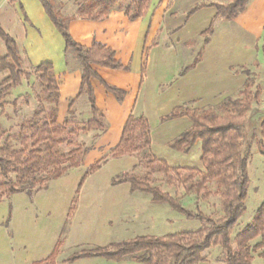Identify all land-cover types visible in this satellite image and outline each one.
I'll use <instances>...</instances> for the list:
<instances>
[{
  "label": "rangeland",
  "instance_id": "obj_1",
  "mask_svg": "<svg viewBox=\"0 0 264 264\" xmlns=\"http://www.w3.org/2000/svg\"><path fill=\"white\" fill-rule=\"evenodd\" d=\"M54 1L63 15L71 16L76 13L74 0ZM230 1L232 0H166L164 26L159 28L156 37L148 43L157 44L150 55L151 65L146 84L148 91L156 88L154 81L162 74L165 66H171V70L168 68L169 74L172 69L188 67L196 56L204 37L200 36V32L209 27L215 8L203 7L188 16L190 9L200 3ZM128 3L129 0H120L116 8L123 9ZM160 4L161 2L157 5L154 3L153 9H158ZM149 9L152 10L151 5ZM212 27L214 32L205 58L196 68L181 71L186 75L185 79H178V90L175 88L171 96L169 93L165 98L159 96L158 101L150 102L146 112L153 122L157 121L156 125L153 123L155 139L164 140L168 133L187 126L185 121H179L175 127L159 124L158 116L163 113L167 104L181 103L183 97L190 94V99L192 96L200 98L191 102L190 107L214 106L226 96H238L246 79L242 71L245 68L250 71L253 80L251 90H256L257 96L251 103V110L245 115V136L242 143L244 147L247 144L250 146V158L247 163L246 212L239 221L237 232L251 221L264 199V156L257 148L261 139L260 125L264 119V114L260 113L264 109V26L260 36L254 40L246 29L233 21L216 19ZM174 31L175 34L170 36ZM21 66L30 76L28 79L22 78L23 86L19 90H11L0 106V129L6 132L5 135H0V144L7 141V135L17 132L21 121L31 117L39 107V88L32 86L35 82L32 68L24 60ZM186 86L190 90H186ZM91 118L89 103L85 96H81L70 106L64 117L57 119L59 124L67 122L63 135L66 142L60 145V151L66 154L78 147L80 153L87 151L82 157L81 165L49 181L46 189L33 195L20 192L0 200V264H31L49 257L54 250L55 261L64 262L81 250L128 241L150 233L162 236L195 231L201 227L198 220L185 218L168 204L152 202L146 193H129V185L126 183L112 184L116 175L132 167L137 172L145 171L136 156L113 158L111 149L107 150L101 157L104 159L101 167L81 181L85 170L91 165L84 162L85 157L100 136L97 129H87L86 123ZM187 121L191 126L192 121ZM102 123L105 127L104 119ZM7 142L13 147L19 146L15 141ZM155 145L152 154L166 161L169 166L204 171L199 142L187 152L173 149L168 144L161 145L160 142ZM181 174L192 175L194 179L199 177L196 171L183 170ZM154 177L156 185L179 199L180 204L189 211L198 210L213 218L222 215L219 196L215 193L213 183L207 184L204 190L192 193L187 192L186 185L177 180L169 185L163 175L155 174ZM204 255L212 264H224L220 261L221 252L217 247L205 251ZM126 259L134 262L130 258ZM250 264H264V255L254 254Z\"/></svg>",
  "mask_w": 264,
  "mask_h": 264
},
{
  "label": "trees",
  "instance_id": "obj_2",
  "mask_svg": "<svg viewBox=\"0 0 264 264\" xmlns=\"http://www.w3.org/2000/svg\"><path fill=\"white\" fill-rule=\"evenodd\" d=\"M45 13L64 39L66 50L74 53L81 68L80 87L76 96L70 100L69 107L81 96L89 103L92 118L87 121V129L105 131L103 115L95 104L91 79H98L107 92L121 101L126 92L102 81L92 65L129 70L114 57V51L104 44L93 42L82 46L71 37L68 24L71 20L89 19L99 21L117 9L120 0H74L76 13L65 16L54 0H39ZM249 0H232L228 3H200L188 12L192 15L203 7H214L215 13L208 28L200 32L203 36L201 46L184 72L194 68L202 59L206 45L213 34V21L221 19L230 21L243 12ZM151 0H129L121 10L129 20L141 18L147 12ZM21 8V6H20ZM0 38L4 42L6 54L0 58V71L8 70L9 75L0 82V106L11 90L21 84L22 78L30 74L22 69L20 56L15 40L0 27ZM144 57H147V51ZM145 59L142 73L145 71ZM35 75L33 88H39L37 98L39 107L32 116L21 121L17 132L7 135V141H15L13 147L7 141L0 144V200L16 193H34L46 189L48 182L61 177L67 170L78 167L87 151L80 153V148L64 154L60 145L66 142L63 136L66 131L64 123L57 121L59 89L51 62H43L32 68ZM246 79L236 97L226 96L218 104L201 108L190 107L189 103L175 106L169 113L160 117L164 122L171 119L187 117L192 125L181 132L168 145L176 150L187 152L196 140L201 142V163L204 171L198 168L171 167L163 159L157 158L150 149V125L144 116L130 115L122 129L118 144L111 150L113 158L136 156L145 169L137 172L135 167L122 171L112 179V184L128 183L130 192L140 191L150 196L154 203H165L177 210L185 218L196 219L201 227L195 231L175 232L162 236H137L128 241L97 246L81 250L66 259L73 262L79 258L102 257L109 260L130 258L139 264H196L207 261L204 252L217 247L221 252L224 264H250L253 255H264V199L255 211L251 221L236 232L240 219L245 214V200L248 187L247 163L250 158V146H243L245 136V115L251 110V103L257 92L252 91L253 80L250 71L245 68ZM16 101L14 100L13 103ZM6 132L0 129V135ZM261 139L257 144L258 152L264 156V119L260 125ZM104 159L91 164L84 172L81 181L97 171ZM196 171L197 179L192 175L181 174ZM155 174H161L171 185L177 180L186 185L187 192H199L206 185L213 183L215 193L219 196L222 215L213 218L201 211H189L179 199L164 192L155 184ZM80 181V184H81ZM235 233V234H234ZM234 234V235H233ZM233 235V236H232ZM55 253L31 264H55Z\"/></svg>",
  "mask_w": 264,
  "mask_h": 264
},
{
  "label": "crops",
  "instance_id": "obj_3",
  "mask_svg": "<svg viewBox=\"0 0 264 264\" xmlns=\"http://www.w3.org/2000/svg\"><path fill=\"white\" fill-rule=\"evenodd\" d=\"M159 2H161V6L154 10L153 4L155 3L157 5ZM165 2L166 0H151L150 5L152 6V10L148 8L145 15L136 20H129L123 10L114 9L103 20L94 21L77 18L71 20L68 24L69 33L76 43L87 47L93 42L104 44L114 51V57L117 61L123 65H129V70L112 69L96 64L92 65L102 81L110 86L124 90L126 94L121 101H118L113 94L106 91L98 79H91L95 104L103 115L105 131L100 134L94 148L86 155L84 160L86 164H92L94 160L101 159L105 151L112 150L118 144L123 126L130 115L135 117L144 116L147 119L151 130V152L156 146L155 143L160 142L161 145L169 144L181 132L190 127V122L187 121L189 118L187 117L171 119L164 122L160 121V117L169 113L175 106L183 103L190 104L200 99L199 97L192 96L193 98L190 99V94H187L183 97L181 103L175 102L167 104L163 113L158 116L159 124L175 127L179 121H185L187 122L185 124L187 126L181 130L170 131L171 133H168L164 140L155 139L153 123L156 125L157 121L153 122L152 118L146 112L147 105L150 102L157 100L159 96H161L160 98H165V96L167 97L166 94L169 93L171 96L175 88L178 90L176 87L178 81L185 79L186 75L181 72L185 67L172 69V73L167 74L168 68L171 70V66H165L163 72H161L162 74L158 75V78L154 81L157 85L156 88L152 91L146 89L151 65L150 55L154 47L157 46V44L148 45V43L156 37L159 28L164 26L166 16ZM231 21L246 29L252 35L253 40L258 38L264 26V0H249L246 9L236 18L228 22ZM0 27L15 40L22 60L30 68L43 62L52 63L59 89L57 119L64 117L70 109V100L76 96L79 90L81 68L74 53L66 50L63 37L45 13L40 1L0 0ZM174 34L175 31L170 36ZM210 42L211 38L204 49L201 61L205 58L206 49ZM0 48L2 50L0 52L1 58L6 54V48L1 38ZM146 51L147 57L145 58ZM144 59L146 62L145 71L142 73L141 69ZM240 64L244 63L240 62ZM8 75V70L0 71V79L3 80ZM22 86L23 81L13 90H19ZM186 88V90H190V87L186 86ZM79 99L80 97L77 100ZM198 142L201 145L200 140H196L195 143ZM134 192H130L129 185V193ZM147 235L156 236L157 234L150 233ZM55 264L139 263L129 261L126 258L116 261L102 257H91L79 258L73 262H67L66 260L64 262L55 261ZM196 264L212 263L202 261Z\"/></svg>",
  "mask_w": 264,
  "mask_h": 264
},
{
  "label": "water",
  "instance_id": "obj_4",
  "mask_svg": "<svg viewBox=\"0 0 264 264\" xmlns=\"http://www.w3.org/2000/svg\"><path fill=\"white\" fill-rule=\"evenodd\" d=\"M260 113L264 114V109L260 110Z\"/></svg>",
  "mask_w": 264,
  "mask_h": 264
}]
</instances>
